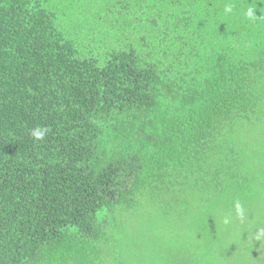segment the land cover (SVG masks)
Masks as SVG:
<instances>
[{
    "label": "trees",
    "instance_id": "16d2710c",
    "mask_svg": "<svg viewBox=\"0 0 264 264\" xmlns=\"http://www.w3.org/2000/svg\"><path fill=\"white\" fill-rule=\"evenodd\" d=\"M251 2L94 0L113 8L109 35L61 0H0V264H79L117 225L157 220L174 264H264Z\"/></svg>",
    "mask_w": 264,
    "mask_h": 264
},
{
    "label": "rangeland",
    "instance_id": "374dc122",
    "mask_svg": "<svg viewBox=\"0 0 264 264\" xmlns=\"http://www.w3.org/2000/svg\"><path fill=\"white\" fill-rule=\"evenodd\" d=\"M61 2H66L72 10H80L82 13L80 17L88 13L96 14L95 16L100 18L99 22H101L100 26L102 31L107 32L109 35L114 34L115 31H111L107 26V16L110 15L115 20L112 16L113 8H111L109 3L105 4L107 6L105 8L101 4H96L97 6H95L93 4L94 0H81L80 4L82 7H80V4L76 0H61ZM89 7L93 8L85 10ZM119 226V229H114L108 235V244L102 246L100 242L92 244L82 256V260H78L79 264H88L87 261L90 259H94V264H174V259L178 255L174 245L171 244L175 234L169 231L167 224L157 220L145 231L142 227L139 229H129L123 225H117L116 227ZM151 238H154L155 241L150 246L149 241ZM112 240H116L117 243L114 245ZM201 248L199 247L195 250L201 252ZM187 253L188 256L186 257L191 259L192 251L187 250ZM198 258L201 259V255ZM60 264H72V262H60ZM187 264H199V262L196 260L195 263L190 261ZM208 264H214V262Z\"/></svg>",
    "mask_w": 264,
    "mask_h": 264
},
{
    "label": "clouds",
    "instance_id": "9594fccd",
    "mask_svg": "<svg viewBox=\"0 0 264 264\" xmlns=\"http://www.w3.org/2000/svg\"><path fill=\"white\" fill-rule=\"evenodd\" d=\"M262 6H264V4L260 2H255V0L254 2L247 4L243 10V15L246 18V20H248L249 22H256V21L264 22V12L260 11ZM224 10L226 13H231L233 11V7L231 4H229L225 6ZM257 10H259V12L261 13L260 16L256 15ZM29 131H30V135L34 138V140L42 141L46 137L49 129L45 126L37 125L34 128L30 129ZM236 208L239 214V212L241 211L239 203L236 204ZM227 222L228 221L225 220V223Z\"/></svg>",
    "mask_w": 264,
    "mask_h": 264
}]
</instances>
